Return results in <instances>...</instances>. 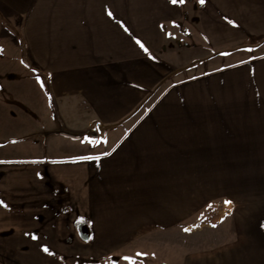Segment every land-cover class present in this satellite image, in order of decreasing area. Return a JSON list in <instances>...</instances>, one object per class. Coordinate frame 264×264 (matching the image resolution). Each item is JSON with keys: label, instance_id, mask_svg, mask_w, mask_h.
Returning <instances> with one entry per match:
<instances>
[{"label": "crops", "instance_id": "obj_1", "mask_svg": "<svg viewBox=\"0 0 264 264\" xmlns=\"http://www.w3.org/2000/svg\"><path fill=\"white\" fill-rule=\"evenodd\" d=\"M259 37L264 0H0V257L137 256L185 232L187 177L264 175V44L237 48ZM231 202L190 264H264V197Z\"/></svg>", "mask_w": 264, "mask_h": 264}, {"label": "rangeland", "instance_id": "obj_2", "mask_svg": "<svg viewBox=\"0 0 264 264\" xmlns=\"http://www.w3.org/2000/svg\"><path fill=\"white\" fill-rule=\"evenodd\" d=\"M263 44L264 37H259L245 41L237 48L241 51L242 59H249L261 52L259 47ZM194 51L191 48L186 53H189L188 56L192 58L194 56H190V53ZM22 64L23 70L21 71H31L26 63ZM9 66L13 70H16L15 67H19L15 64ZM0 71H7V65L0 64ZM24 81L31 84L32 91L36 96H40L37 95L43 90L40 78ZM33 98L35 97L33 96ZM216 182V178L215 182L212 181V176L187 177L189 223L185 229L188 231L181 233L178 229H172L167 233L152 234L145 242L141 241V243L143 242V246H141L143 255L128 254L127 256L132 257L136 264H190L197 253L207 252L230 242L233 239V235L230 233V223L228 224L227 220L223 221L222 217L233 213L243 214L245 210H248L241 209L239 205L242 204L238 202L236 204L238 206L233 207L231 201L263 198L264 175L220 176L218 184ZM242 182L243 184H241ZM228 197L232 199H230V203H225L228 201L226 200ZM201 200L204 201V206L207 205L204 209L198 207ZM123 257H109L108 263L128 264ZM0 264H7V260L0 257Z\"/></svg>", "mask_w": 264, "mask_h": 264}, {"label": "snow or ice", "instance_id": "obj_3", "mask_svg": "<svg viewBox=\"0 0 264 264\" xmlns=\"http://www.w3.org/2000/svg\"><path fill=\"white\" fill-rule=\"evenodd\" d=\"M171 2H172L173 4H176V3H177V0H171ZM179 2H180V3H183L184 0H179ZM199 2H200L201 4H203V3H204V0H199ZM109 15H111V13H109ZM138 43H139V42H138ZM141 47H143V45H141ZM93 143H95V142H93ZM94 159H98V158H94ZM225 203H230V202H229V201H226ZM185 231H188V230L185 229ZM43 250H44L45 252H48V249H47V248H44ZM136 255H137V256H141V255H143V254H141V253H137ZM123 259H124L125 261H127L128 264H136V261H135L132 257L124 256Z\"/></svg>", "mask_w": 264, "mask_h": 264}, {"label": "water", "instance_id": "obj_4", "mask_svg": "<svg viewBox=\"0 0 264 264\" xmlns=\"http://www.w3.org/2000/svg\"><path fill=\"white\" fill-rule=\"evenodd\" d=\"M92 133V131H87L85 133H82V134H73L74 136H78V137H83L85 139L88 138V136Z\"/></svg>", "mask_w": 264, "mask_h": 264}]
</instances>
